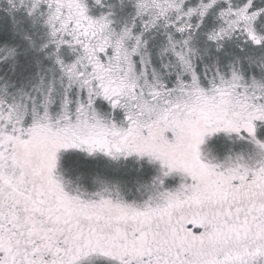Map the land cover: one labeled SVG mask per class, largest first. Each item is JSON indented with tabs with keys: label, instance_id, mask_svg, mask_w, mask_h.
<instances>
[{
	"label": "snow or ice",
	"instance_id": "snow-or-ice-1",
	"mask_svg": "<svg viewBox=\"0 0 264 264\" xmlns=\"http://www.w3.org/2000/svg\"><path fill=\"white\" fill-rule=\"evenodd\" d=\"M0 264H264V0H0Z\"/></svg>",
	"mask_w": 264,
	"mask_h": 264
}]
</instances>
